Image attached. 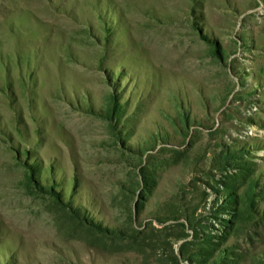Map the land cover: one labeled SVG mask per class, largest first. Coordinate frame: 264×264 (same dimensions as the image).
Wrapping results in <instances>:
<instances>
[{"label":"rangeland","instance_id":"374dc122","mask_svg":"<svg viewBox=\"0 0 264 264\" xmlns=\"http://www.w3.org/2000/svg\"><path fill=\"white\" fill-rule=\"evenodd\" d=\"M0 264H264V0H0Z\"/></svg>","mask_w":264,"mask_h":264}]
</instances>
